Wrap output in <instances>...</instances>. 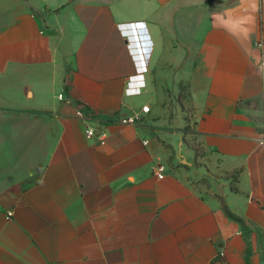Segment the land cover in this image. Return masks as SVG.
<instances>
[{"label":"crops","instance_id":"obj_1","mask_svg":"<svg viewBox=\"0 0 264 264\" xmlns=\"http://www.w3.org/2000/svg\"><path fill=\"white\" fill-rule=\"evenodd\" d=\"M260 39L264 0H0V264H264ZM166 69L189 85L188 141ZM81 105L150 112L101 144Z\"/></svg>","mask_w":264,"mask_h":264},{"label":"rangeland","instance_id":"obj_2","mask_svg":"<svg viewBox=\"0 0 264 264\" xmlns=\"http://www.w3.org/2000/svg\"><path fill=\"white\" fill-rule=\"evenodd\" d=\"M175 70L166 69L156 79L157 93L160 96L161 106L168 110L170 127L180 134L184 141L192 139L194 128L189 105V85L176 77ZM157 73V72H156ZM207 178L196 184H208Z\"/></svg>","mask_w":264,"mask_h":264},{"label":"built area","instance_id":"obj_3","mask_svg":"<svg viewBox=\"0 0 264 264\" xmlns=\"http://www.w3.org/2000/svg\"><path fill=\"white\" fill-rule=\"evenodd\" d=\"M255 45L264 51V39H260L256 41ZM263 65H264V61H263ZM59 98L60 100H65L67 102L71 101V99H67L64 94H60ZM149 112H150V107L147 105L142 108L140 113H134V114L124 115V116H115L112 118H102L99 116L88 114L85 108L81 105L79 106L76 114L79 119H82L84 121L94 120L95 122H97V126L92 125V124L87 125L86 135L88 138L95 137L98 134L97 128H100V133H99V137L101 139L100 143L105 144V139L107 136L106 128L108 125H110L111 123L112 124H122V125H137L139 123H143L145 116ZM260 143L264 144V138L260 141ZM166 170L167 168L164 164H159L155 168V172L157 173V176L160 179H163L165 177ZM223 258H224V253L221 252L217 256L216 262L222 263Z\"/></svg>","mask_w":264,"mask_h":264},{"label":"trees","instance_id":"obj_4","mask_svg":"<svg viewBox=\"0 0 264 264\" xmlns=\"http://www.w3.org/2000/svg\"><path fill=\"white\" fill-rule=\"evenodd\" d=\"M224 208L226 210V213L228 214V216L236 221H238L243 227H245L246 225V221L241 218L240 216H238L237 214L233 213L227 205H224Z\"/></svg>","mask_w":264,"mask_h":264},{"label":"water","instance_id":"obj_5","mask_svg":"<svg viewBox=\"0 0 264 264\" xmlns=\"http://www.w3.org/2000/svg\"><path fill=\"white\" fill-rule=\"evenodd\" d=\"M184 163H186V160H184Z\"/></svg>","mask_w":264,"mask_h":264}]
</instances>
